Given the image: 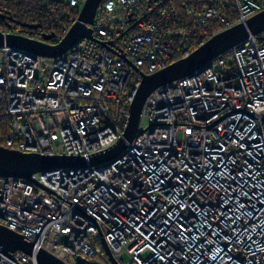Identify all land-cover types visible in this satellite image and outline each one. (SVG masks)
Returning a JSON list of instances; mask_svg holds the SVG:
<instances>
[{"label":"built area","instance_id":"built-area-1","mask_svg":"<svg viewBox=\"0 0 264 264\" xmlns=\"http://www.w3.org/2000/svg\"><path fill=\"white\" fill-rule=\"evenodd\" d=\"M64 1L79 12L85 0ZM170 2L102 0L94 37L59 56L1 45L11 133L0 145L89 159L124 137L144 74L264 10V0H204L177 29ZM255 36L155 88L113 159L0 178V224L66 264H264V43ZM0 264L37 263L0 245Z\"/></svg>","mask_w":264,"mask_h":264},{"label":"water","instance_id":"water-1","mask_svg":"<svg viewBox=\"0 0 264 264\" xmlns=\"http://www.w3.org/2000/svg\"><path fill=\"white\" fill-rule=\"evenodd\" d=\"M101 2L102 0H85L79 10L77 20L56 44L46 41L53 37V34H43V39H35L23 34H8L5 36L0 31V46L6 43L23 48L39 56H59L71 48L79 39L94 37L93 29L90 25L94 22ZM20 24L30 27L37 26L26 23ZM263 31L264 10L253 15L245 22L234 24L215 33L189 56L178 59L153 73L144 74L130 105L129 122L125 129L124 137L119 139L114 146L90 156L89 159L79 155L47 156L36 152H23L0 145V178L11 176L30 179L36 172L45 173L60 167L96 165L113 159L135 137L144 102L155 88L178 78L193 75L195 72L208 67L210 61L218 54L247 40L249 36L260 34ZM0 245L3 247L4 253L21 250L34 256L37 264H66L58 256L42 247H35L33 242L25 240L20 233L2 224H0ZM105 249L111 256L106 244ZM77 261L79 264H101L98 261H89L81 256H77Z\"/></svg>","mask_w":264,"mask_h":264},{"label":"trees","instance_id":"trees-1","mask_svg":"<svg viewBox=\"0 0 264 264\" xmlns=\"http://www.w3.org/2000/svg\"><path fill=\"white\" fill-rule=\"evenodd\" d=\"M204 6V0H171L169 7L173 9L177 29L184 28L186 21L198 18ZM78 13L77 6H71L64 0H0V28L9 27L35 39H42L43 34H53L47 42L54 44L62 38L64 30L71 26L70 18L77 17ZM20 23L37 26H24ZM216 26L210 28V31H218L220 27ZM255 37L258 43H264V31ZM10 133L11 121L0 108V138Z\"/></svg>","mask_w":264,"mask_h":264},{"label":"snow or ice","instance_id":"snow-or-ice-1","mask_svg":"<svg viewBox=\"0 0 264 264\" xmlns=\"http://www.w3.org/2000/svg\"><path fill=\"white\" fill-rule=\"evenodd\" d=\"M213 235H215V233H213Z\"/></svg>","mask_w":264,"mask_h":264},{"label":"bare ground","instance_id":"bare-ground-1","mask_svg":"<svg viewBox=\"0 0 264 264\" xmlns=\"http://www.w3.org/2000/svg\"><path fill=\"white\" fill-rule=\"evenodd\" d=\"M52 38V37H51Z\"/></svg>","mask_w":264,"mask_h":264}]
</instances>
